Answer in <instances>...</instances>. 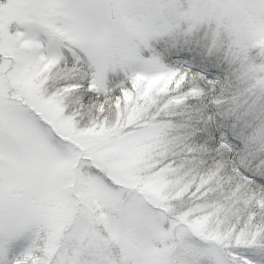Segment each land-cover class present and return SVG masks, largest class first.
<instances>
[{"label": "snow or ice", "instance_id": "6c2138e0", "mask_svg": "<svg viewBox=\"0 0 264 264\" xmlns=\"http://www.w3.org/2000/svg\"><path fill=\"white\" fill-rule=\"evenodd\" d=\"M0 264H264V0H0Z\"/></svg>", "mask_w": 264, "mask_h": 264}, {"label": "rangeland", "instance_id": "374dc122", "mask_svg": "<svg viewBox=\"0 0 264 264\" xmlns=\"http://www.w3.org/2000/svg\"><path fill=\"white\" fill-rule=\"evenodd\" d=\"M214 75H218V73ZM213 112L214 109L208 108L201 102H189L188 107L178 118L179 122L183 125L181 132L188 138L189 142L195 145H202L215 139L210 125L215 124L216 131L219 132L223 124L220 116H215L213 121L208 120V116Z\"/></svg>", "mask_w": 264, "mask_h": 264}]
</instances>
